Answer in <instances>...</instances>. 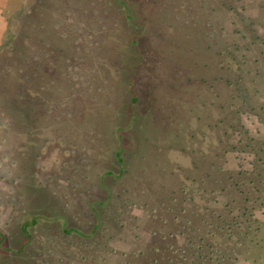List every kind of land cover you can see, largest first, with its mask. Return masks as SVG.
Instances as JSON below:
<instances>
[{
	"label": "rangeland",
	"instance_id": "obj_1",
	"mask_svg": "<svg viewBox=\"0 0 264 264\" xmlns=\"http://www.w3.org/2000/svg\"><path fill=\"white\" fill-rule=\"evenodd\" d=\"M4 9L39 108L0 128V264H264V0H0V45Z\"/></svg>",
	"mask_w": 264,
	"mask_h": 264
},
{
	"label": "trees",
	"instance_id": "obj_2",
	"mask_svg": "<svg viewBox=\"0 0 264 264\" xmlns=\"http://www.w3.org/2000/svg\"><path fill=\"white\" fill-rule=\"evenodd\" d=\"M222 7H224L223 4ZM3 13L5 20L8 22L13 18L12 21L15 23V26L17 25V27L16 30L15 27H10L9 31L7 30L4 36V40L0 45V128L8 127L9 121L7 117L8 113L12 111H15L20 114V117L22 119L24 111L29 110V102H31L30 110L32 112H36L39 108V91L35 84L32 82V78L34 80L37 79V72L39 68V56L37 57L36 55H34V52H32L33 50L27 52L24 51L22 48L24 38V35L22 33V12H18V14L14 15L13 17H11L12 15H8L10 14L9 10L4 9ZM30 22L31 21L29 20V23ZM35 26L36 23H33L34 33L37 36L38 34L37 29L34 28ZM31 70L33 74H30ZM47 84V89L49 91H52L53 83L49 81L47 82ZM13 98L16 100H14ZM48 102L49 108L53 106V100H50ZM5 111H7L6 116L4 115ZM51 112V109H47L46 114H49ZM259 141H261V145L263 147L264 139ZM252 142L255 143L254 145L259 144V142L255 138L252 140ZM253 152L255 153V159H253L252 164L254 163V160L258 163L261 160L260 155L262 153L264 154V149L256 147L253 148ZM228 171L231 172L230 170ZM221 174L223 175V178L230 177V174H227V172H224V170L221 171ZM234 183L235 179L233 177L232 180L228 181V186L226 187L225 191H228L233 187H243L239 189L238 192L245 193L244 187L250 188L251 184H254L252 181H250L249 183ZM256 191L258 192L257 188ZM235 224L239 226L241 225V222ZM262 227L264 229V224L260 223L259 228L261 229Z\"/></svg>",
	"mask_w": 264,
	"mask_h": 264
}]
</instances>
